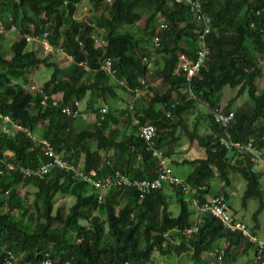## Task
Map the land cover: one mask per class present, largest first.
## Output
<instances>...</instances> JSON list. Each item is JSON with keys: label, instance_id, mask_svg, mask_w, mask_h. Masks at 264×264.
Returning <instances> with one entry per match:
<instances>
[{"label": "trees", "instance_id": "1", "mask_svg": "<svg viewBox=\"0 0 264 264\" xmlns=\"http://www.w3.org/2000/svg\"><path fill=\"white\" fill-rule=\"evenodd\" d=\"M102 1L89 0L90 7L100 8L101 12L83 21L73 17L80 0H0V24L4 30L13 25L16 32L9 53L4 55L0 51V113L21 128L33 130L39 126V137L71 163L81 158L79 168L94 179L116 169L130 178L153 177L154 162L138 136L137 125L155 126L154 146L164 149L166 157L170 153L167 139L179 126L189 143L194 141L204 150L202 158L174 160L176 164L192 165L184 181L190 188L204 186L195 194L199 202L211 194L221 195L227 202L225 188L236 174L244 181L241 203L255 198L261 208L264 184L259 173L250 171L247 156H239L218 144L222 128L211 117V110L221 102L223 87H236L232 100L245 90L250 100L248 109H233L231 99L222 107L225 112H233L232 124L225 129L235 140H251L254 146H264V88H257L263 69L255 58H264V12L254 14L261 1L199 0L210 19L205 37L209 55L188 83L183 73L174 71L179 53L188 60L194 57L196 24L187 7L165 0H112L107 7ZM141 17L144 22L140 34L118 31L122 25H133ZM158 17L165 20L166 28L158 33L159 45L154 47L151 40ZM43 30L47 31L48 43L69 57L64 66L59 67L47 56L39 57L28 49L23 35L34 36ZM100 30L104 44L98 48L92 44L90 35ZM151 49L153 54H162L154 70L149 66L150 61L157 63L150 60ZM104 59L110 60L112 75L99 69ZM80 62L91 70H83ZM37 65L51 69L48 79L40 85L41 90L46 94L61 92L60 104L76 108V117L62 114L58 107L41 106L38 94L26 91L23 82H9L11 78L22 77L26 81L25 71ZM110 77L123 80L127 88L138 85L141 78L147 88L142 97L133 101L129 115L121 112L117 120L107 110L100 118L97 107L93 110L92 125L74 131L73 124L82 115L78 102L87 92L100 95L103 101L114 95L111 83L106 82ZM73 100L77 106L73 107ZM196 103L207 109L204 119L209 132L202 135L194 130L197 122L188 131L182 119V114ZM165 111L175 122L164 115ZM133 116L138 118V124H132ZM46 117L52 121L46 122ZM5 151L10 152L7 161L24 167L36 166L43 160L38 140L32 141L21 129L12 130L9 123L0 120V156ZM135 159L139 160L136 164ZM0 168H4L2 163ZM213 178L222 184L219 191L211 193L209 181ZM27 186L34 191L26 205L18 189L26 191ZM56 194L74 198L63 215L60 208H53ZM97 196L98 192L87 182L73 179L70 172L60 169H52L42 178L22 177L3 170L0 263L10 256L9 264H39L46 252L53 264H161L151 259V253L156 251L161 255L189 252L191 264H208L202 253H209L222 240V247L213 251L217 264L233 261L235 255L249 247L250 264H255L252 244L240 232L224 230L213 216L204 215L197 232L189 238L173 231L191 223L190 195L163 188L139 195L133 187L111 186L100 200ZM171 200L178 203L176 216L168 209ZM233 217L243 222L234 213ZM80 220L87 223L81 224ZM243 224L254 235L253 228ZM166 232L168 239L163 237ZM173 237L178 238V244L171 242Z\"/></svg>", "mask_w": 264, "mask_h": 264}, {"label": "built area", "instance_id": "2", "mask_svg": "<svg viewBox=\"0 0 264 264\" xmlns=\"http://www.w3.org/2000/svg\"><path fill=\"white\" fill-rule=\"evenodd\" d=\"M64 1L65 0H63V2ZM165 1L168 4H178L187 7L189 12L192 14L194 23L196 24V27L194 29V32L196 34L194 58L190 61L186 58L185 55L179 54L175 65L176 72L183 73L184 79L188 83L190 78L197 73L199 67L209 54L205 37L210 30V19L203 12L199 0ZM260 1L261 3L259 8L256 9L254 12L255 15L264 12V0ZM88 2L89 0H80V3ZM102 2L105 6L110 7L112 0H103ZM91 13H93V11H91ZM157 22L158 24H156L154 34L151 40L152 45L154 47H157L159 45L158 33L166 28V22L164 19L158 17ZM8 30H14V26L10 25ZM4 31L5 30L3 26L0 24V34H3ZM23 36L26 42L37 41L43 49L48 51L49 54L56 55L57 53H63L60 48H53L48 43L46 39L47 31L45 30L41 31L38 35L33 36L31 34H24ZM90 36L92 38V44L95 47L101 48L103 46L104 41L102 39V36L95 34H92ZM144 60L147 59L144 58ZM78 65H80L82 69L86 72H89L91 70L90 67L83 62L78 63ZM110 65V60L104 59L100 61L99 69L106 72L107 74L112 75L114 70L111 68ZM9 82L11 84H15L17 81L11 78ZM119 83L123 85L124 82L123 80H120ZM140 84L143 85L142 80L140 81ZM23 88L32 94L37 93L39 96V104L41 106L47 107L48 105H50L53 107H58L62 114L69 115L71 117H76V108H70L67 105L60 104V101L62 99L61 94H46L41 90L40 86H36L33 83L27 84L26 88L23 85ZM132 90L133 91L130 98L129 108H131L134 99L139 95L141 88L139 86H135ZM72 102L73 107L78 105L76 100H73ZM97 109L100 118H102V116L108 110L107 105L105 103L99 105ZM168 115L169 113L167 112V116ZM211 117L213 122L218 124L222 128L221 134L217 138L218 144L221 147L232 151L233 153L239 156H247L248 160L251 163L250 171L253 173H259L260 181L264 184V146L259 148L257 146H254L251 140H235L231 137V135L225 128L232 124V111L228 110L227 112H225L218 105L211 110ZM0 120L5 123H9L10 125L14 126L15 129H21L25 132L28 137L32 139V141L38 140L42 145L41 154L43 157L42 162L38 165L32 167H24L7 161L6 157L10 156V152L5 151L0 156V163H2L4 166V168H0V174L3 173V170H7L11 172H17L22 177L36 176L42 178L43 176L48 174L52 169H60L64 172H70L71 177L73 179H79L91 185V187L98 192V200L101 199L102 193L107 191L111 186H121L124 188L133 187L139 195L146 194L152 190H156L159 188H163L165 191L167 190V192L174 190L180 191L185 196L190 195V206L193 209L192 220L190 225L181 229H173V231H178V233L183 237L189 238L191 235L197 232L198 225L200 224L204 215L213 216L218 219L224 230L240 232V235L253 246L252 261L255 264H264V241L257 239L247 230L243 222L233 217V213L230 211L227 202L224 201L221 195L212 194L210 196H207L205 201L199 202V199L196 197L195 194L198 189H203L204 186L190 188L183 179L179 178L173 172L171 166L168 165V160L166 156L163 154V149L154 146L153 138L155 135V127L152 124L145 123L140 125L138 124V118L136 116L132 117L133 123L138 124V136L145 143V150L150 154L151 158L153 159L155 167V174L153 177L130 178L116 169L108 175H101L94 179L91 175L84 172L83 169H80L78 166L63 158L60 153L56 152L54 148L51 147L49 142L42 138H34L33 135L27 129L21 128L17 124H14L8 116L2 115L0 113ZM4 193L6 194V191H4ZM163 237H165V239H168L167 232L163 233ZM171 242L174 244H178L179 240L177 237H173L171 239ZM9 260L10 256L4 257L0 264H9ZM39 264H53V262L51 259H49L48 254L45 252ZM123 264L128 263L124 262Z\"/></svg>", "mask_w": 264, "mask_h": 264}, {"label": "rangeland", "instance_id": "3", "mask_svg": "<svg viewBox=\"0 0 264 264\" xmlns=\"http://www.w3.org/2000/svg\"><path fill=\"white\" fill-rule=\"evenodd\" d=\"M91 11H93L94 15H98L101 12V9L98 8L95 10L92 7H90L88 3H79L77 4V7L73 13V17L79 20L82 19L83 21H86L88 20V18H93L94 15L93 13H91ZM143 22H144V18L141 17L140 20L135 22V24L133 25H122L121 27L118 28V31H127L133 36L138 35L142 31ZM95 33H96L95 35H101V36L103 35V32L101 30L95 31ZM1 35L2 37L0 38V51L3 52L4 55H7L9 53V44L12 43L14 39H16V32L14 30H10V31L5 30L4 33ZM27 45H28V49L35 51L37 56L39 57L47 56L48 60L54 62L59 67L64 66L67 63L66 60L64 59L58 62L57 60L58 58L56 56H55L56 58V61H55L54 56L52 54H49L48 51H46L45 49H43L37 41H29L27 42ZM151 52H153L152 49H151ZM60 56H63V54H60ZM150 56L152 57V54H150ZM158 57H159V54H158ZM255 58L258 60L261 68L263 69L262 75L260 76L259 79H257V88L260 89V88H264V58H261L260 56H255ZM150 63L151 64H149V66L152 65V67H156L155 62L153 63L152 61H150ZM158 64H159V59H157V65ZM150 69L152 70V68ZM50 72H51L50 68L43 67L42 65H37L35 67H30L25 71L23 76L26 79V81H22L23 77L20 79H16V81L18 80L19 82H23L24 83L23 85L25 88H26V85L29 83H33L36 86H40L43 83V81L48 79ZM111 79L112 78H110V80ZM115 82L116 81H114V83ZM124 89H126V87H124ZM235 91H236V87L230 88V87L225 86L222 88L221 102L219 103L220 108H222L224 104L229 102V99H231L230 103L233 109H238V110L248 109V107L250 106V100L247 97L246 91L243 90L239 96H237L234 100H232V98H234L233 96L235 94ZM116 93L119 94L120 90L116 89ZM143 95H144L143 91L141 90L139 95L134 99V101L139 96L142 97ZM91 96L94 98L97 97L95 101L96 108L99 105L105 103V102H102L100 95L95 94ZM130 98H131V95L129 96L128 98L129 101L128 103H126V106L124 109V111L127 112V115L131 113L130 110L132 108V106L131 108H129ZM121 100H116L115 102H118V104H123ZM108 107L109 105H107V108ZM117 108L118 107L115 106V108L112 109V111L110 110L111 116L116 119H117L118 114L120 115V113L123 111L121 108H118V109ZM108 111H109V108H108ZM206 111L207 109L202 103H196L193 109L183 113L182 119H183L185 128L188 131H190L194 126V122H197L196 128H194V130H196L198 134L202 135L204 133L209 132L208 123L204 119L206 116ZM164 115L167 118L173 120V122L175 121L173 119L174 117L172 118L170 114L167 116V111L164 112ZM45 121L51 122L52 120L49 117H46ZM11 128L12 130H15V127L12 125H11ZM38 129H39V126H36L33 130L31 129H27V130L33 135L34 138H41L38 136V132H37ZM173 131H175L174 134L176 135H174V137L170 141L171 143L175 145L169 146L170 153L167 156V160H168L167 162H168V165L171 166L174 173L177 176L183 178L187 174V172L190 171V169L192 168V165H189L188 163L176 164L174 160H181V159H184V157L186 159H191L192 157L202 158L204 157V150L202 147L198 146L195 143L194 145L190 146L188 150L177 153L175 157V155H173L174 154L173 147H178L179 145H181L183 148H180V147L178 148H180V150H184L186 147V145H184L186 144V136L184 135L183 133L184 131H182V128H180L179 126H176ZM191 153H193V156L190 157ZM136 163H138L137 160L135 164ZM231 182H232L231 185L225 188L226 192L228 193L227 203H228L230 211L233 212L237 218L241 219L248 226V228H253V234L257 239L264 240V197L262 199L263 205L261 208H259L258 200L255 198L247 199L243 205L241 203V196H242V191L244 188V181L238 175L233 174L231 176ZM221 184L222 183L221 182L219 183V180L215 178L209 181V186L212 191H219ZM26 188H27L26 191H25V188H19L18 193L25 197L24 203L27 205L28 202H31V199L33 197L34 188L30 186H27ZM262 188L264 189V185L262 186ZM73 201H74L73 196L56 194L53 200L54 202L53 208L54 207L60 208V211H61L60 213L63 215L67 212L68 208L71 206ZM168 209L171 211L172 216H176L178 213V203L172 200L169 201ZM254 217L256 219H254ZM101 218L103 219V216H101ZM80 223L86 224L87 222L85 220H80ZM223 244H224V241L222 240L218 241L216 244L212 246L211 248L212 251H209V253L207 254L202 253V259L206 261L208 264H217V259L216 257H214L213 251H215L216 248L220 249ZM251 257H252V250L249 247L245 250V252L235 255V259L226 264H250ZM151 259L154 262H158L161 264H191L192 262L189 252H184L179 255H175V254L161 255L158 252L153 251L151 253Z\"/></svg>", "mask_w": 264, "mask_h": 264}, {"label": "crops", "instance_id": "4", "mask_svg": "<svg viewBox=\"0 0 264 264\" xmlns=\"http://www.w3.org/2000/svg\"><path fill=\"white\" fill-rule=\"evenodd\" d=\"M62 54H64V53H62ZM158 54H159V57H158ZM54 56V59H55V61H56V58H55V56L58 58L57 60H58V62H60L62 59H64V60H66V62L68 61V59H69V57H67L65 54H64V56H60V53H57L56 55H53ZM152 59L151 60H154V61H156L157 62V59H159V62H160V58L162 57V54L161 53H155V54H153V52H152ZM67 58V59H66ZM147 59V58H146ZM157 64V63H156ZM154 68L155 67H152V70H154ZM110 78H112V77H110ZM110 78H109V80H106V82H108V83H111V85H112V87H113V92H114V95H112V96H110V95H108L107 97H106V99H105V101H103L102 100V102H105V104H107V105H109V112H111L112 111V109H114L115 108V106H117L118 108H121L123 111L122 112H124V109H125V106H126V103H128V101H129V96L130 95H132V89L134 88H127V86H126V84H125V82L123 83V85H121L118 81H116L115 83H114V79L112 78L111 80H110ZM143 81V85H141L140 84V81ZM138 82H139V84L138 85H136V86H139L140 88H141V90L143 91V94H144V92H145V90H146V88H147V84L145 83V81L143 80V79H138ZM117 84H119V85H117ZM124 87H126V89L128 90H126V89H124ZM116 89H119L120 90V93L119 94H117L116 93ZM57 94H61V92H56ZM91 95H95V94H92V93H90V92H87L84 96H83V98H82V100L81 101H79L78 103H79V109H80V111H81V114L82 115H80L79 117H78V119L74 122V124H73V130L74 131H78V130H80V129H82V128H84V127H90L91 125H92V121H93V119H94V115H95V113H93V110L96 108V98H94V97H92ZM96 95H98V94H96ZM61 96H62V94H61ZM114 96V97H113ZM101 97V96H100ZM141 96H139L138 98H140ZM102 99V98H101ZM122 99V100H121ZM116 100H121L122 102H123V104H118V102H115ZM89 102L91 103V107L89 108ZM117 103V104H116ZM88 105V106H87ZM155 107L157 108L158 106L157 105H155ZM117 108V109H118ZM111 110V111H110ZM172 118H173V116H172ZM119 119V114H118V116H117V120ZM174 120H175V118H173ZM171 122H173V120H171ZM175 122V121H174ZM49 123V122H48ZM119 125V124H118ZM117 125V126H118ZM174 130V129H173ZM183 131V130H182ZM175 133V131H173V134H172V136L171 137H169V139H167L168 141H169V143H170V146H174L175 144H173V143H171V139L174 137V135H176V134H174ZM184 133V132H183ZM38 134H40V133H38ZM184 135L186 136V144H184V145H186V147H185V149L184 150H180V148H183L181 145H179L178 147H180V148H178V147H173V151L174 152H179V151H181V152H184V151H186V150H188L189 148H190V146H192V145H194L195 144V142L194 141H192V142H190L189 143V141H188V139H187V135L184 133ZM102 154V153H101ZM174 155V154H173ZM191 156H193V153H191V155H190V157ZM175 157H176V155H175ZM185 158V157H184ZM192 158H194V157H192ZM191 158V159H192ZM136 160L139 162V160L138 159H135V162H136ZM182 160V159H181ZM181 160H178V161H176V162H179V161H181ZM76 163H73L74 165H76V166H80L81 167V164H82V160H81V158H79L77 161H75ZM134 162V163H135ZM177 164H179V163H177ZM174 172V171H173ZM189 172V171H188ZM187 172V173H188ZM179 177V176H178ZM185 177V176H184ZM184 177L182 178V179H184ZM179 178H181V177H179ZM220 183V182H219ZM214 192H216V191H211V193H214ZM209 196V195H208ZM207 197V196H206Z\"/></svg>", "mask_w": 264, "mask_h": 264}, {"label": "clouds", "instance_id": "5", "mask_svg": "<svg viewBox=\"0 0 264 264\" xmlns=\"http://www.w3.org/2000/svg\"><path fill=\"white\" fill-rule=\"evenodd\" d=\"M157 20H158V18H157ZM156 24H157V23H156ZM195 45H196V44H195ZM207 47H208V46H207ZM208 50H209V49H208ZM194 53H195V51H194ZM179 54H183V53H179ZM183 55H184V54H183ZM208 55H209V54H208ZM207 57H208V56H207ZM207 57H206V59H207ZM177 58H178V56H177ZM186 58H187V57H186ZM193 58H194V57H193ZM193 58H192V59H193ZM151 59H152V57H150V60H151ZM206 59H205V60H206ZM205 60H204V61H205ZM190 61H191V60H190ZM204 61H203V62H204ZM202 64H203V63H202ZM202 64H201V65H202ZM175 65H176V64H175ZM199 68H200V67H199ZM174 71L176 72L175 69H174ZM197 72H198V71H197ZM176 73H178V72H176ZM180 73H181V72H180ZM109 75H110V74H109ZM183 75H184V74H183ZM119 81H120V80H119ZM119 81H118V82H119ZM184 81H185V79H184ZM168 113H169V112H168ZM132 124H134V123L132 122ZM149 124H151V123H149ZM152 125H153V124H152ZM153 126H154V125H153ZM154 127H155V126H154ZM137 129H138V126H137ZM155 131H156V130H155ZM166 158H167V157H166ZM181 179H182V178H181ZM183 180H184V179H183ZM211 195H212V194H211ZM209 196H210V195H209ZM189 204H190V203H189ZM190 207H191V206H190ZM191 209H192V207H191ZM192 213H193V209H192ZM192 213H191V220H192ZM232 213H233V212H232Z\"/></svg>", "mask_w": 264, "mask_h": 264}, {"label": "bare ground", "instance_id": "6", "mask_svg": "<svg viewBox=\"0 0 264 264\" xmlns=\"http://www.w3.org/2000/svg\"><path fill=\"white\" fill-rule=\"evenodd\" d=\"M234 156V155H233Z\"/></svg>", "mask_w": 264, "mask_h": 264}]
</instances>
